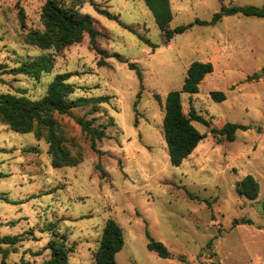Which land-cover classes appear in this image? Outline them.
I'll return each mask as SVG.
<instances>
[{
    "label": "rangeland",
    "instance_id": "1",
    "mask_svg": "<svg viewBox=\"0 0 264 264\" xmlns=\"http://www.w3.org/2000/svg\"><path fill=\"white\" fill-rule=\"evenodd\" d=\"M95 1L137 30L100 14L90 2L80 9L96 19L99 46L136 62L142 81L128 62L99 54L88 34L60 53L27 42L29 30H45L46 0H0V95L40 99L57 73L74 72L72 98L111 96L98 108L88 104L54 114L57 132L79 160L75 166L54 167L46 140L0 120V193L11 199H0V241L23 234V241L1 244L10 251L6 262L41 264L50 257L42 249L59 230L76 246L68 264H95L106 220L113 217L125 238L117 264H264V17L227 15L214 25L196 23L210 21L223 4L262 7L264 0H171L170 27L193 25L170 41L144 0ZM49 52L55 53L54 66L39 78L7 72ZM194 61L211 62L214 70L198 92L182 94L183 109L188 115L194 107L209 124L192 121L206 136L176 166L164 136L165 101L182 88ZM212 91H223L226 99L215 100ZM81 118L106 127L95 149ZM227 122L252 127L238 129L234 141L217 142L211 129ZM248 174L260 183L255 200L237 191ZM50 223L52 231H40ZM150 237L162 241L170 255L150 250Z\"/></svg>",
    "mask_w": 264,
    "mask_h": 264
},
{
    "label": "trees",
    "instance_id": "2",
    "mask_svg": "<svg viewBox=\"0 0 264 264\" xmlns=\"http://www.w3.org/2000/svg\"><path fill=\"white\" fill-rule=\"evenodd\" d=\"M148 8L154 15L156 24L164 34L166 41H170L176 34L189 29L192 24L170 27L174 17L171 0H144ZM90 2L96 10L110 19L117 20L120 25L134 33L137 30L125 22L119 15L111 12L107 8H101L95 0H46L42 8V21L45 30L33 29L25 34V40L42 49L53 48L56 53H60L69 45L82 42L85 35L90 37V44L103 57L115 56L118 60L126 61L121 54H110L107 49L101 48L98 44V37L102 34L97 27L96 19L89 13H84L80 9ZM227 15H244L264 17V6L254 5H230L223 4L220 11L216 12L210 21L197 19L196 23L214 25ZM1 16V9H0ZM19 20L22 29L27 28L26 13L23 7L19 9ZM141 39L146 40L143 36ZM153 46H156L153 44ZM55 53L49 52L31 60L25 61L17 67H13L7 72L13 74H27L39 78L42 73L50 71L54 66ZM99 60L100 65L107 61L104 58ZM3 67V65H0ZM131 69L136 70L140 81L143 80L142 69L136 62H128ZM214 66L211 62L194 61L190 64L184 84L181 89H175L167 94L165 101V116L163 120L164 136L169 150V156L173 165H181L182 162L194 151L200 141L206 136L201 133L192 121L209 122L198 111L191 107L187 115L183 109L182 94L196 93L200 89V84L207 74L213 72ZM74 72L57 73L50 82L46 94L40 99H31L27 96L12 93L0 95V120L13 131L19 133H33L38 140H46L49 143L48 154L51 163L56 168L65 166H75L79 160L71 155V150L64 144L63 138L59 135L55 126L54 114H70L79 106L109 102L111 96L102 95L98 97H77L72 98L75 85L69 81ZM211 96L218 101L226 99L223 91H212ZM78 123L90 137L91 145L95 149L97 140L107 136L105 126H94L92 120L84 118L78 119ZM252 125H244L227 122L221 128H212L211 132L217 138V142L223 140L234 141L238 129H250ZM102 172H105L101 164L97 165ZM237 191L250 200H255L260 193V183L253 175L248 174L237 183ZM0 199L11 202L7 194L0 193ZM15 203H18L14 201ZM264 210V201H263ZM243 222H250L246 219ZM235 223H240L236 220ZM54 223L46 225L41 232L52 231ZM25 233H31L26 231ZM23 241V234L5 235L0 241V252L3 254L2 264H8L6 258L9 255V248L1 244L13 245ZM125 238L122 226L119 222L110 217L106 220L99 247L95 251V264H117L116 255L123 249ZM75 243L68 244V237L59 230L52 232V237L42 250H50V257L41 264H68L69 257L76 249ZM148 248L155 251L162 257L170 255L168 247L159 240L150 237ZM42 250L35 252L42 254ZM16 264H30V261L23 259Z\"/></svg>",
    "mask_w": 264,
    "mask_h": 264
},
{
    "label": "crops",
    "instance_id": "3",
    "mask_svg": "<svg viewBox=\"0 0 264 264\" xmlns=\"http://www.w3.org/2000/svg\"><path fill=\"white\" fill-rule=\"evenodd\" d=\"M47 151H48V149H47Z\"/></svg>",
    "mask_w": 264,
    "mask_h": 264
}]
</instances>
